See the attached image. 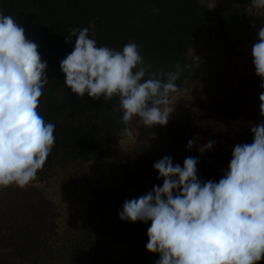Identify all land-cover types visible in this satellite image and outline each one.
<instances>
[{"label":"trees","instance_id":"16d2710c","mask_svg":"<svg viewBox=\"0 0 264 264\" xmlns=\"http://www.w3.org/2000/svg\"><path fill=\"white\" fill-rule=\"evenodd\" d=\"M250 2L0 0V10L24 27L26 37L39 46L41 58L47 62L49 82L38 112L55 125V145L30 184L47 183L57 163L81 167L101 160L122 136L118 98L94 100L85 94L81 99L65 85L60 61L75 45V37L65 43L70 29L87 27L89 38L95 39L98 47L117 51L128 42L137 43L150 72L175 71L179 63L182 71L176 84L181 92L207 86L218 66L191 55L202 35L213 37L227 55H235L250 40L253 28L264 23V10L253 8ZM213 102L220 128L210 132L215 141L210 151L196 157L186 152L167 155L173 165L181 167L185 158H197V175L202 182H218L227 170L232 148L251 143L250 126L264 122V117L238 120L240 107H231L222 98ZM196 115L192 106H187L171 115L167 125L143 130L140 136L144 143L122 157L119 164L106 165L103 199L83 213H57L44 198L39 200V188L26 191L11 203L0 202V264H156L159 254L146 250L151 222L121 220L119 212L126 200L162 186L154 163L176 144L178 134L193 125ZM138 120L132 121L131 130ZM259 264H264V258Z\"/></svg>","mask_w":264,"mask_h":264},{"label":"clouds","instance_id":"9594fccd","mask_svg":"<svg viewBox=\"0 0 264 264\" xmlns=\"http://www.w3.org/2000/svg\"><path fill=\"white\" fill-rule=\"evenodd\" d=\"M250 3L264 10V0ZM257 35L251 55L264 88V27ZM73 37V50L60 61L73 93L81 99L85 94L94 100L118 98L122 135L129 139L135 118L148 129L167 125L175 111L170 96L179 90V63L175 71L150 72L135 42L122 51L98 47L87 27L70 29L65 43ZM38 47L0 10V187L28 186L55 145V125L38 112L49 82ZM259 100L264 117V92ZM250 131L252 142L232 148L218 182L198 178L197 158H185L181 167L165 156L154 163L162 186L123 203L121 220L151 222L146 250L159 254L156 264H259L264 258V122L252 124ZM194 143L189 140L188 148ZM214 144L210 140L199 151Z\"/></svg>","mask_w":264,"mask_h":264},{"label":"rangeland","instance_id":"374dc122","mask_svg":"<svg viewBox=\"0 0 264 264\" xmlns=\"http://www.w3.org/2000/svg\"><path fill=\"white\" fill-rule=\"evenodd\" d=\"M261 27H264V23L253 28L250 40L235 55H227L224 46L207 34L202 35L199 42L192 47V56L201 58L208 64L217 63L218 66L214 70L212 81L207 86L192 87L171 94L170 101L175 107L172 115L187 106H192L197 115L193 125L178 134L176 144L163 152L159 159L171 152H186L196 157L210 151L209 149L201 153L199 149L208 141H213L212 133H216L215 128L219 131L220 126L215 122L216 109L213 106V101L216 99L222 98L224 102H229L231 107H240L241 115L238 120L261 118L259 95L264 92V88L260 86L262 81L255 73L251 55L252 45L257 42V34ZM203 105H207L205 110L201 108ZM145 129L147 127L141 125L138 120L132 129L133 138L129 139L126 135L116 138L109 152L97 162L84 164L81 167L57 163L47 183L36 182L24 188L15 185L0 187L2 191L0 202L11 203L21 198L26 191L39 188L42 191L37 195L40 196L39 200L44 198V201L51 204L57 213L64 214L71 210L78 213L85 212L90 204L101 202L103 199V189L106 188L103 171L106 165L119 164L122 157L144 143L140 135ZM193 139L195 143L189 149L188 141Z\"/></svg>","mask_w":264,"mask_h":264}]
</instances>
